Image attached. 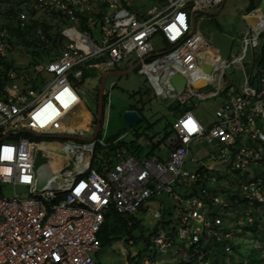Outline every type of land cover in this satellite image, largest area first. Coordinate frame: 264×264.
<instances>
[{
	"label": "built area",
	"instance_id": "2783aa9c",
	"mask_svg": "<svg viewBox=\"0 0 264 264\" xmlns=\"http://www.w3.org/2000/svg\"><path fill=\"white\" fill-rule=\"evenodd\" d=\"M12 1L21 26L35 19L32 13L44 10L65 17L73 25L65 33L83 35L97 50L87 53L72 40L51 60L37 62L27 71L11 69L0 74L5 83L0 87V264H97L92 253L101 248L100 233L107 216L115 213L129 221L163 194L179 210L177 235L187 249L202 240L205 244L230 240L231 233L214 215L216 207L229 206L222 199V187H239L250 206L264 203V69L254 78L245 73L242 90L217 105V119L211 127L206 128L192 111L180 113L173 126L176 140L165 162L156 156L131 154L119 146L125 136L113 142L104 135L94 142L55 138L93 135L92 130L89 134L70 130L68 122L82 105L73 79L79 80L88 69L116 71L135 58L155 96L168 94L182 105L193 97L206 101L223 96L229 87L224 71L230 56L218 60L208 83L196 88L203 80L200 74L206 73L202 63L215 49L212 37L196 30L195 13L219 8L225 0H159L161 7L148 10L133 5L144 0ZM94 30L101 35L100 44L90 36ZM248 32L251 38H245L243 50L233 61L243 70L248 48L258 53L264 45V28L249 26ZM11 37L8 27H0V57L13 53ZM156 37L166 49L156 51ZM177 74L187 81L180 94L172 84ZM209 86L213 89L207 90ZM38 138L64 142H37ZM203 142L211 151L200 159L191 148ZM47 143L56 144L67 162L57 165L59 172L52 170L46 188L38 190L36 164L40 147ZM96 146L116 147L105 173L93 166ZM55 148L51 151L60 152ZM42 158L55 156L42 153ZM69 164L71 169L64 167ZM188 164L198 167L189 170ZM225 173L235 178L225 180ZM209 184L216 187L209 188ZM8 186L14 190L13 197L4 194ZM17 187L25 189V197L18 195ZM181 191H188L187 195H180ZM155 218L161 219L162 214L156 213ZM155 243L161 249L170 246L164 232ZM195 251L199 253L198 247Z\"/></svg>",
	"mask_w": 264,
	"mask_h": 264
},
{
	"label": "rangeland",
	"instance_id": "374dc122",
	"mask_svg": "<svg viewBox=\"0 0 264 264\" xmlns=\"http://www.w3.org/2000/svg\"><path fill=\"white\" fill-rule=\"evenodd\" d=\"M10 3L11 0H0V27L8 24L14 25V27L17 26L16 22L13 23L10 18L4 15ZM246 4V0H225L221 9L220 7H212L195 13V28L197 31H201L208 38L213 37L217 33H224L235 39L224 71L225 80H227L229 87L223 96L206 101L193 97L183 105L171 99L168 94L155 96L149 81L140 73L138 66L137 69L128 74L109 76L107 78L99 137L104 135L108 142H113L125 136L119 146L126 147L131 154L140 158L149 155L160 158L162 155L167 156L169 154V147L176 140L173 126L180 112L192 111L206 128L211 127L217 119V105L227 96H232L242 90L246 80L245 73H251L254 78L258 72L257 65L261 58V50L255 53L251 47L248 48L247 59L243 62L245 70L233 62L243 50L245 38L250 33L248 32L249 26L244 19ZM133 5L137 9L148 10L154 6L161 7L163 2L159 0L133 1ZM34 14L35 19L40 20L41 23L51 28L50 32L53 35L61 32L67 39L64 40L65 44L72 42L71 38L73 36L70 35L68 37L65 31L72 28L73 25L65 17L56 16L44 10L36 11ZM260 28H264V23L260 25ZM39 31L37 30L35 34H39L41 32ZM90 36L96 44H100L101 35L98 30H94ZM251 36H248V39ZM261 39L264 40V33ZM11 41L14 51L12 54L7 55V60L13 64V69L17 72L27 71L37 62L48 61L46 59L48 58L47 54L42 49L26 46L15 35L11 37ZM154 46L156 51H162L167 48L164 41L159 37L154 39ZM60 51L54 48L51 55L56 56ZM134 62L135 58L129 62H124L121 69L133 68L137 65V62ZM4 72L5 67L0 69V74ZM101 78L102 74L100 72L95 69H88L82 78L79 80L73 79V84L77 88L83 105L91 112L89 128L92 130H94L95 126L92 123V119H95L93 114L97 111ZM18 83L21 82L18 81ZM43 87L44 85L38 87L37 90L40 91ZM212 89L209 86L207 90ZM132 109L137 111L141 117V120L135 124H132L126 115ZM76 112V110L72 112L70 120H78L81 125L80 131L87 132L85 122L87 117L85 121L84 117L88 113L86 110L79 112V115ZM92 136L90 134V137ZM36 140L37 142H44L58 141L60 139L38 138ZM60 141L64 142V140ZM49 146H56V144H49ZM43 147L41 146L40 148ZM191 151L193 156L201 159L211 151V148L203 142L193 146ZM107 152V148H98L95 153V163H100ZM58 153L60 154L61 152ZM58 157L60 156H55L54 159H44L42 158V153H40L36 169L38 170L42 165L49 163L54 172H59L60 169L57 166ZM64 167L72 168L70 164L64 165ZM197 167L194 164L186 166L189 170H195ZM223 176L228 181L235 178L234 174L225 173ZM208 187L215 188L216 185L209 184ZM175 189L178 191L176 187ZM228 191L229 194L237 195L240 201L232 203L222 195V199L226 200L224 202L228 203L229 206L216 207L214 215L221 219L224 230L231 233V243L224 248L218 242L209 240L208 244H206L207 255L204 260L201 259L196 260L194 263H189L188 260L193 255L188 253L186 247L184 248L185 241L180 238V235L178 237V227L173 230L179 223V210L175 207L173 199L166 194L150 200L137 214L132 216L129 221H126L128 226L126 232L121 229L119 233H114V228L118 226V223L113 213L109 214L100 234L101 248L99 251L92 253V257L97 264H253L256 259L255 253L261 249V245L243 228L247 225L245 220H249L251 223L253 207L250 208L244 202L243 193L239 187L228 189ZM186 192L181 191L180 195L186 196ZM17 193L19 196L25 197L26 191L22 187H17ZM4 194L6 197H13V188L6 187ZM218 212H221V216H218ZM156 213H161L162 218H155ZM238 219L240 222H238ZM162 232H164L167 241H170V246L165 249H161L155 243V240ZM130 240L133 241L132 245L128 243ZM227 240L224 239L220 243ZM227 247H230L231 251H227ZM257 259L259 260L258 264H264L262 256H258Z\"/></svg>",
	"mask_w": 264,
	"mask_h": 264
},
{
	"label": "trees",
	"instance_id": "16d2710c",
	"mask_svg": "<svg viewBox=\"0 0 264 264\" xmlns=\"http://www.w3.org/2000/svg\"><path fill=\"white\" fill-rule=\"evenodd\" d=\"M16 4L13 3V1L11 0V3L9 5V7L7 8V10L5 11V16L10 18V20H12L13 23H17L14 27V25H5V27H8L12 36L15 35L17 38H19L20 40H22V43H24L26 46H31L34 49H42L43 51L46 52L47 57L46 59L51 60L56 56H52V50L54 48L59 49V50H63L65 48V46L67 44H65L64 40L66 39L65 36H63L60 33H56L55 35H53L50 30L51 28L40 22V20L37 19H32L30 21V23L26 24L25 26H21L20 22H18L17 20V14H16ZM56 15V14H54ZM35 14L32 13V17H34ZM59 16V15H56ZM37 30H40L39 34H35ZM69 36L72 35L73 37H75L76 32L74 31H69L66 32ZM67 37V36H66ZM67 40V39H66ZM60 51V52H61ZM0 66L5 67V72L7 73L9 70L13 69V64L11 62H9L7 60V57H0ZM260 69H264V45L262 46L261 49V58L259 60L258 63V68L257 71H259ZM2 73V74H4ZM2 81V82H1ZM5 83L3 82V80H0V87H4ZM105 99V97H104ZM83 109V106L78 107V109H76V114H79V112ZM134 110V109H132ZM95 116V119H92V123L93 125L96 126L97 124V111L93 114ZM76 120V119H75ZM94 126V127H95ZM22 136H26L29 135L28 133H22ZM101 149L103 147L100 146H96L95 148V152H94V163L93 166L96 167L100 172L105 173V164L106 163H110V160L113 156V153L115 152L116 147L115 146H111L109 148H107L108 152L105 154V157L103 160L100 161V163H95V153L97 149ZM173 148V147H172ZM224 188L223 191L221 192L222 195L225 196L226 199H228L229 202L232 203H238L240 201L239 197L237 195H232L229 194L228 189H231V185L229 187H222ZM245 202V201H244ZM248 206H250L249 204H247ZM253 207V213L251 214L252 218H251V223L249 222V220H245L246 222V226H244L243 228H245V232L249 233L252 235V237L254 238V240H256L258 242V244L261 245V249L258 251L257 253H255L256 255V259L255 262L253 264H258L259 260L257 259L258 256H262L263 259V263H264V254L262 255V253L264 252V203H258V202H254L252 204V206H250V208ZM218 216H221V212L217 213ZM114 218L116 220V222L118 223V226L116 228H114L115 232L114 233H119V231L122 229L125 232L127 231V222L124 218H122L121 216L113 213ZM238 222H240V220L238 219ZM238 224V223H237ZM239 226V224H238ZM177 226L173 229L176 230ZM240 229V227H239ZM130 230V229H129ZM101 234V233H100ZM218 242V241H216ZM220 245H222L224 248H226V246H228V244L231 243L230 240H227L226 242L220 243L218 242ZM208 244V243H207ZM196 247H198L199 253H196ZM185 248V245H184ZM207 248H206V244L205 241H201V243L199 245H194L192 247H190V249L188 250V253L192 254L193 256L190 257L191 258V262L189 263H194L196 260H204L205 256L207 255L206 253ZM239 264H244V263H239ZM246 264H250V263H246Z\"/></svg>",
	"mask_w": 264,
	"mask_h": 264
},
{
	"label": "water",
	"instance_id": "95a60500",
	"mask_svg": "<svg viewBox=\"0 0 264 264\" xmlns=\"http://www.w3.org/2000/svg\"><path fill=\"white\" fill-rule=\"evenodd\" d=\"M247 4L244 9L245 15L244 19L246 20L248 26L255 30H259L260 25L264 23V0H246ZM261 1L260 6H257V2ZM225 2V1H224ZM224 4V3H223ZM223 6V5H222ZM221 6V7H222ZM220 7V9H221ZM255 12L252 14V12ZM235 39L227 34L224 33H217L212 37V43L215 49V53L212 54L207 60L202 63L203 69L207 74L212 73L214 70L216 63L218 60L223 59L224 57H229L231 54V50L233 48ZM138 65H135L132 69L127 71H112L105 73L100 81V89H99V102H98V111H97V124L93 131V136L90 138H82L70 135H59L55 136V138L60 139H74V140H81L86 142H94L95 139L98 137L101 126H102V118H103V106H104V97H105V83L109 76H121L132 72L133 70L137 69ZM186 78L180 74L174 75L172 77V84L174 85L177 93H183L186 87ZM208 83V81L206 82ZM205 83V84H206ZM202 84V85H201ZM203 82L199 83L196 88L205 85ZM127 118L132 123L135 124L141 120L140 115L137 111L130 110L127 112ZM52 169L50 168L49 164H44L38 169V190H43L46 188L48 182L52 177Z\"/></svg>",
	"mask_w": 264,
	"mask_h": 264
},
{
	"label": "bare ground",
	"instance_id": "6f19581e",
	"mask_svg": "<svg viewBox=\"0 0 264 264\" xmlns=\"http://www.w3.org/2000/svg\"><path fill=\"white\" fill-rule=\"evenodd\" d=\"M74 45L76 48L78 49H82L84 51H86L87 53H92L94 51L97 50V47L91 43L88 39H85L83 36H80L78 37V40H77V43L74 42ZM214 50V48L212 49ZM200 76H203V80L201 82H203L204 84L209 81L208 79L210 78L209 75L207 73H201ZM214 79V78H213ZM202 85V84H201ZM212 91H209V93H211ZM208 94V92H206ZM70 123V130H80L81 127L78 126L77 123L73 122V121H68ZM49 144H52V143H47V144H44L42 146H44L43 148H40L39 149V152L41 153H45L47 154L48 156H60L57 158V160H59L57 163L58 166H60V164H64L66 163L67 159L64 157V152L61 151V149H59V147L56 145V146H49ZM56 147V148H55ZM54 148L57 150V151H60L61 153L58 154V153H54V151H51V150H54ZM58 154V155H57Z\"/></svg>",
	"mask_w": 264,
	"mask_h": 264
},
{
	"label": "crops",
	"instance_id": "0c3cea01",
	"mask_svg": "<svg viewBox=\"0 0 264 264\" xmlns=\"http://www.w3.org/2000/svg\"><path fill=\"white\" fill-rule=\"evenodd\" d=\"M260 2V4H261V1H259ZM260 6V5H259ZM80 36H83V35H80ZM78 37H79V34L78 33H76V35H75V37H73L72 38V40H73V42H76L77 43V40H78ZM84 37V36H83ZM85 39H87L86 37H84ZM257 68H258V65H257ZM132 69V68H131ZM127 70H129V69H127ZM127 70H123V69H121V67L118 69V70H116V71H127ZM99 72V71H98ZM112 72V71H111ZM108 73V72H107ZM102 74V76L105 74V73H101ZM100 81H101V79H100ZM98 102H99V95H98ZM81 106H83V109L81 110L82 112L84 111V110H86V112L88 113V115L87 116H85L84 117V121H85V119H86V117H87V119H86V128H87V132H85V133H90V131L92 130L91 128H89V124H90V120H91V112L83 105V103H82V105ZM80 111V112H81ZM97 111H98V105H97ZM133 111H135V110H133ZM180 113H182V112H180ZM179 113V114H180ZM72 114V113H71ZM79 115V114H78ZM77 115V116H78ZM68 121H73V122H75V123H77L78 124V126L79 127H81V125H80V123H79V121L78 120H68ZM82 124V123H81ZM84 126V125H83ZM95 128V127H94ZM81 130V129H80ZM79 130V131H80ZM92 131H94V130H92ZM83 132V131H82ZM175 143V142H174ZM174 143H173V145L172 146H170L169 147V152H170V150L172 149V147L174 146ZM193 154V153H192ZM150 156V155H149ZM167 156H169V154L167 155ZM167 156H161L159 159L161 160V161H163V162H165V161H167ZM158 158V157H157ZM189 250V249H188Z\"/></svg>",
	"mask_w": 264,
	"mask_h": 264
}]
</instances>
